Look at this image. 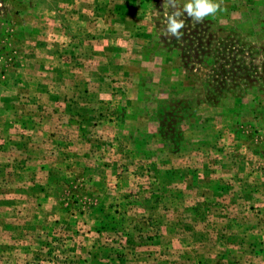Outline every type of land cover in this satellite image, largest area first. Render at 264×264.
Returning <instances> with one entry per match:
<instances>
[{
	"label": "rangeland",
	"instance_id": "rangeland-1",
	"mask_svg": "<svg viewBox=\"0 0 264 264\" xmlns=\"http://www.w3.org/2000/svg\"><path fill=\"white\" fill-rule=\"evenodd\" d=\"M190 2L0 0V264H264V0Z\"/></svg>",
	"mask_w": 264,
	"mask_h": 264
},
{
	"label": "clouds",
	"instance_id": "clouds-1",
	"mask_svg": "<svg viewBox=\"0 0 264 264\" xmlns=\"http://www.w3.org/2000/svg\"><path fill=\"white\" fill-rule=\"evenodd\" d=\"M220 8V5L213 3V0H192L186 4L185 11L189 16L195 18L197 21L202 20L209 14H215ZM176 15H179L177 13ZM183 27V22H178L174 17H169L168 31L178 37L179 30Z\"/></svg>",
	"mask_w": 264,
	"mask_h": 264
},
{
	"label": "trees",
	"instance_id": "trees-1",
	"mask_svg": "<svg viewBox=\"0 0 264 264\" xmlns=\"http://www.w3.org/2000/svg\"><path fill=\"white\" fill-rule=\"evenodd\" d=\"M206 52H207V50L206 49H203L202 52H201V54H203V56H204V55L207 54ZM234 69H236V67H234ZM227 70H230V69H227ZM231 73L233 75H235V73H233L232 71H231ZM220 76H221V79H220V77H216V78H219V79H216V81L217 80H221V81H220V83L218 82V84L215 85V86L212 83H209V80L204 82V85L207 86V92H206L207 97L213 96V95L216 96L217 93L220 94L221 92H230L231 91V89H226L225 88V81H226L225 77H223V75H220Z\"/></svg>",
	"mask_w": 264,
	"mask_h": 264
}]
</instances>
